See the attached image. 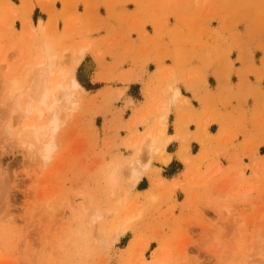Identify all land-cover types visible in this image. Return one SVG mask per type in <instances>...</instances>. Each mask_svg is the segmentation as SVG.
<instances>
[{
    "label": "rangeland",
    "instance_id": "obj_1",
    "mask_svg": "<svg viewBox=\"0 0 264 264\" xmlns=\"http://www.w3.org/2000/svg\"><path fill=\"white\" fill-rule=\"evenodd\" d=\"M43 46L80 86L45 165L2 84H28ZM0 65V264H264V0H0ZM181 82L209 111L194 157L187 130L166 132ZM174 137L185 167L167 179Z\"/></svg>",
    "mask_w": 264,
    "mask_h": 264
},
{
    "label": "bare ground",
    "instance_id": "obj_2",
    "mask_svg": "<svg viewBox=\"0 0 264 264\" xmlns=\"http://www.w3.org/2000/svg\"><path fill=\"white\" fill-rule=\"evenodd\" d=\"M68 52L73 53L72 50ZM74 61L77 63L78 58L74 57ZM59 62L56 54L52 53L48 46H43L40 56L31 65L33 73L28 84H25L19 73H10L9 77L4 76L5 79L2 80L6 97L12 104V110L16 109L18 112L15 117L16 123L18 124V120L23 121L14 132L19 137H23V142L29 146L31 152L37 154L43 165L45 160L51 161L54 157L56 132L59 129L61 116L67 109H73L75 106L73 97L80 89L79 84L72 77L68 83L65 82L64 78L68 73L57 68ZM29 65L24 66L25 72L28 71ZM3 67L7 72L11 70L9 65L4 64ZM22 96H25L24 100H21ZM179 96V91L173 90L172 98L176 99ZM4 126L7 132L12 133V124L6 122ZM154 143V139L150 137L147 148L149 155L161 152L160 147H154ZM140 156L141 152L138 149L136 157L129 163V173L126 178L129 183L139 181L143 170L149 165V161L141 162ZM164 162L166 163L167 159ZM110 181L113 185L115 184L112 171ZM134 217L135 214L124 217L122 223H116L114 239L122 232L123 226ZM100 233L102 237L104 234ZM141 263L143 264V261ZM149 264H164V262L152 261Z\"/></svg>",
    "mask_w": 264,
    "mask_h": 264
},
{
    "label": "crops",
    "instance_id": "obj_3",
    "mask_svg": "<svg viewBox=\"0 0 264 264\" xmlns=\"http://www.w3.org/2000/svg\"><path fill=\"white\" fill-rule=\"evenodd\" d=\"M136 82H137V80H136ZM130 83H131V81H130ZM183 85L184 84H182V82H181V84L180 83L178 84V87L180 89L179 93L181 92L180 95L181 94L184 95L183 92H182V89H184L183 88L184 87ZM142 86H143V81H142V84L140 85L139 88L142 89ZM122 87H123V89L125 88V86H122ZM185 91L188 93V94H186L184 96L186 97V99L189 102V107H186L184 109V112L180 115L181 117H178V115L176 114L175 109H171V111H169L168 116H167V128L169 126V131L166 130V132L169 135H173L174 136L177 133V130L178 129L180 130L181 133H183L184 131L187 130V132L190 133L189 136H191V138L188 141L189 154H190V156L194 157V156H196L198 154V152L197 153L196 152H192L190 150V146L189 145L190 144H196L197 143V141L195 140L196 139V134L195 133L197 131L196 121H197V119L205 118L208 115V112L209 111H207V109L205 107L202 108L198 104L194 103L196 101L194 100V98H192L191 92L189 90H187V89H185ZM189 112H190V114L192 116H194L195 121L188 123L187 126L185 127V120H184V118L187 116V114ZM170 114H171V118H169ZM168 118L171 119L170 122L168 121ZM180 119H182V120H180ZM211 124H213V123H211ZM217 124H218L217 132L218 133H221L222 132V128L224 126L223 121L222 120H219V121H217ZM208 127H209V125L207 126V128ZM140 130L141 129H139V131ZM250 137H251L250 134H246V135L243 136L242 140L245 141V142H249L248 140L250 139ZM193 138H195V139H193ZM180 143H181L180 142V139L174 137L169 142V144L166 146V151L169 153L170 159H169V162L167 163V165H165L163 167H167L171 162H177V163H180L181 164V167L178 170H176L175 172L171 173V175L168 176L167 179L179 178L180 177V174H181V171L185 167L183 165V163L181 162L179 156H178V149H179ZM159 167L162 169L161 166H159ZM141 180L139 181L138 184H140L142 182Z\"/></svg>",
    "mask_w": 264,
    "mask_h": 264
},
{
    "label": "clouds",
    "instance_id": "obj_4",
    "mask_svg": "<svg viewBox=\"0 0 264 264\" xmlns=\"http://www.w3.org/2000/svg\"><path fill=\"white\" fill-rule=\"evenodd\" d=\"M49 162H50L49 160H45V161H44L45 164H47V163H49Z\"/></svg>",
    "mask_w": 264,
    "mask_h": 264
}]
</instances>
